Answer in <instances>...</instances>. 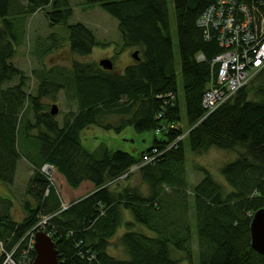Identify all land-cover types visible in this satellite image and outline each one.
<instances>
[{"label": "trees", "instance_id": "obj_1", "mask_svg": "<svg viewBox=\"0 0 264 264\" xmlns=\"http://www.w3.org/2000/svg\"><path fill=\"white\" fill-rule=\"evenodd\" d=\"M214 1L170 0L172 22L168 0H81L82 6L96 4L116 20L121 46L135 47L136 58L119 73L75 62L70 74L57 80L43 76L35 94H27L25 75L11 61L22 17L42 13L48 25H64L69 51L81 56L98 42L84 23H66L68 0H0V185L6 189L0 191V264L3 251L17 257L37 230L51 237L58 264H180L183 259L191 264L192 235L197 264H264L249 238L251 215L264 208V67L202 117L201 96L215 82L218 67L212 58L222 49L213 31L206 38L196 21ZM63 87L72 90L76 111L58 124L40 99L54 100ZM27 104L32 121L23 113ZM103 114L119 116L112 128L116 133L126 126L150 132L148 145L123 150L99 142L90 147L82 133ZM169 122L172 128L154 134ZM32 128L36 134L30 136ZM19 135L26 139V152L28 145L36 147L37 162L23 188L22 215L14 219L9 191L20 159ZM185 144L193 152L241 149L218 169L228 190L207 170L188 187ZM145 155L150 161L130 171ZM42 164L50 165L68 187L88 181L93 190L63 205L54 183L40 172ZM134 172L145 185L144 193L134 185L118 186ZM125 210L132 220L122 221ZM121 224L124 230L116 244L125 258L107 251ZM133 224L146 231L134 230ZM28 256L33 259L34 253L28 251Z\"/></svg>", "mask_w": 264, "mask_h": 264}, {"label": "rangeland", "instance_id": "obj_2", "mask_svg": "<svg viewBox=\"0 0 264 264\" xmlns=\"http://www.w3.org/2000/svg\"><path fill=\"white\" fill-rule=\"evenodd\" d=\"M71 7V15L67 18L66 23L82 22L93 32L98 45H95L87 55H78L69 51L66 42V31L64 25H48L47 20L43 17L42 13H32L22 17L17 24V43L15 46L14 54L11 58L12 63L18 67L25 75L24 90L27 94H35L36 86L39 79L43 76L57 80L56 77L64 76V74H70L73 63L91 64L93 69H97L98 60L102 58L110 59L112 68L109 70L112 73H119L123 67L133 61L131 52L136 50L135 47L123 48L119 39L117 31V23L114 18L109 16L98 5L82 6L81 0H68ZM82 6V7H81ZM167 8L171 20L173 22V9L170 0L167 2ZM173 24V23H172ZM52 35V36H51ZM53 37V39L51 38ZM52 40V41H51ZM172 50L174 59L176 62V68L178 70V57L176 47V37L174 30L171 33ZM63 74V75H62ZM59 77V78H60ZM62 81V79L60 80ZM9 82L8 84L12 83ZM65 83V80L63 81ZM177 91L180 95L181 79L177 73ZM70 88H64L57 90L54 95V100L45 96L40 99L44 104H47V110L51 104H54L57 108L56 113L53 115L58 124L61 123L63 116L69 112L76 111V101ZM25 107V105H24ZM25 118L32 121V115L27 104V110H24ZM118 115L116 114H103L99 117L98 124L88 126L82 133L83 139L88 140L90 147H95L99 142H103L111 148H121L123 150H131V147L141 149L148 145L151 138L150 132L138 133L134 131L131 126L122 128L118 133L114 132L112 128L117 125ZM181 120L184 123V115L181 111ZM106 126L110 128H105ZM30 136L36 134V130L32 128L27 131ZM25 137L21 135L17 139V148L20 154L18 170V178L10 185L9 196L12 200L11 215L14 219H20L22 210L20 208L21 197H23V188L26 183L25 175L27 172H31L32 166L37 162L36 147L28 145L29 153L25 151ZM241 149H221L217 147H209L207 149L190 151L185 144V177L188 187L196 183L202 176L201 170H207V172L218 181L225 189L228 190V186L219 175V167L225 162L232 160L236 157L237 152ZM53 183L59 194L60 200L64 204L68 203L67 196L64 191L66 185L61 181L56 172H51ZM82 185L78 189V195L83 194ZM125 184L137 186L143 193L146 191L145 185H140L139 177L134 172L129 179L122 180L119 183V187ZM71 197V196H69ZM131 216L128 211H123L122 221H130ZM134 230L146 231L142 226L133 224ZM124 230V226L121 224L115 231V234L109 239V245L107 251L109 254L125 258L126 255L123 249L116 244L117 237ZM189 249L191 252V264H197L196 260V240L192 235L189 240ZM180 253L176 252L175 256H179ZM180 264H188L187 259H183Z\"/></svg>", "mask_w": 264, "mask_h": 264}, {"label": "built area", "instance_id": "obj_3", "mask_svg": "<svg viewBox=\"0 0 264 264\" xmlns=\"http://www.w3.org/2000/svg\"><path fill=\"white\" fill-rule=\"evenodd\" d=\"M196 23L203 28L206 38L211 29L222 49L212 58V62L218 65L215 82L208 85L201 96L204 117L230 98L264 67V0H215L199 15ZM197 59H202L201 55L198 54ZM168 95L172 99V95ZM159 116L157 114L156 117ZM172 127V122L161 125L154 129V134L158 136L160 131H167ZM183 136L184 134L177 139ZM152 152L156 153L155 150ZM150 159L148 155L143 156L130 171ZM39 169L52 183V167L42 164ZM43 222L44 219L40 221ZM32 244L33 236L27 249H23L15 258L13 251H3L1 264H29L32 259L28 256V251L33 252Z\"/></svg>", "mask_w": 264, "mask_h": 264}, {"label": "water", "instance_id": "obj_4", "mask_svg": "<svg viewBox=\"0 0 264 264\" xmlns=\"http://www.w3.org/2000/svg\"><path fill=\"white\" fill-rule=\"evenodd\" d=\"M131 57L136 58V50L131 52ZM98 66L105 70L112 68V63L108 58L98 60ZM57 108L51 104L49 113L54 115ZM250 246L258 254L264 256V208L255 210L249 221ZM33 259L29 264H58L56 250L50 236L41 230L33 234Z\"/></svg>", "mask_w": 264, "mask_h": 264}, {"label": "crops", "instance_id": "obj_5", "mask_svg": "<svg viewBox=\"0 0 264 264\" xmlns=\"http://www.w3.org/2000/svg\"><path fill=\"white\" fill-rule=\"evenodd\" d=\"M22 2H23V1H22ZM19 160H20V159H19ZM19 160L17 161V164H16V168H15V173H14V179H13V181H14L15 179L18 178V170H20ZM30 173H31L30 171L26 173V175H25V180H24V181H27V178L29 177ZM56 174L60 177L61 181L65 184V182H64V180H63V178H62V176H61L60 174H58V173H56ZM84 183H87V184H85V186H84V188H83V194H82V195H78V194H77V193H78L77 191H78V189H79L82 185H84ZM65 185H66V184H65ZM66 189H68L69 191H67V190L64 191V193L67 195V196H65V197L70 198V199H68V200H69L68 202H70L71 200H75V199H77V198H79V197L85 195L86 193L92 191V190H93V186H92V184H91L90 182H88V181H82V182H81L76 188H70V187H68V186L66 185ZM0 191L5 192L6 189L0 185ZM69 196H71V197H69Z\"/></svg>", "mask_w": 264, "mask_h": 264}, {"label": "bare ground", "instance_id": "obj_6", "mask_svg": "<svg viewBox=\"0 0 264 264\" xmlns=\"http://www.w3.org/2000/svg\"><path fill=\"white\" fill-rule=\"evenodd\" d=\"M244 87H245V86H244ZM236 92H237V91H236ZM51 116H52V115H51ZM160 137H161V136H160ZM162 140H163V138H162ZM156 141H157V140H156ZM161 143H162V142H161ZM165 144H166V143H165ZM138 168H139V167H138ZM135 170H137V169H135ZM135 170H134V171H135ZM47 219H48V218H47Z\"/></svg>", "mask_w": 264, "mask_h": 264}]
</instances>
